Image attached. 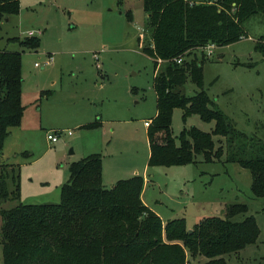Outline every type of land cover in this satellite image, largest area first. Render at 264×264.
Instances as JSON below:
<instances>
[{"label":"rangeland","instance_id":"obj_1","mask_svg":"<svg viewBox=\"0 0 264 264\" xmlns=\"http://www.w3.org/2000/svg\"><path fill=\"white\" fill-rule=\"evenodd\" d=\"M145 25L142 0H19V12L0 20V50L21 53L24 111L20 125L10 129L1 145L0 170L8 165L18 169L19 202L58 203L70 164L90 150L101 158L105 187L134 175L147 177L146 204L162 222L182 218L191 231L205 217H224L226 205L245 203L259 234L226 260L264 264V199L253 196L248 169L226 162L225 156L213 162L197 155L196 163L148 164L144 121L156 111V96L154 63L139 45L140 36L144 34V42L148 36ZM244 28V38L203 53L202 88L238 130L264 140V57L254 50L264 35V17L248 19ZM28 31L40 40L36 50L19 44ZM47 56L52 57L49 65L35 67ZM197 90L186 82L187 95ZM191 126L210 132L214 121L197 114L184 119L183 110L174 108L176 143ZM48 132L58 134V141L50 143ZM213 138L216 146L224 140ZM8 184L12 187L10 180Z\"/></svg>","mask_w":264,"mask_h":264},{"label":"trees","instance_id":"obj_2","mask_svg":"<svg viewBox=\"0 0 264 264\" xmlns=\"http://www.w3.org/2000/svg\"><path fill=\"white\" fill-rule=\"evenodd\" d=\"M142 6L148 36L144 42L142 34L139 45L154 63L156 96V114L147 128L148 164L196 163L197 155L213 162L225 156L226 162L249 170L253 196L264 199V140L238 130L202 88L203 48L244 38V23L264 17V0H142ZM18 12L19 0H0V20ZM19 44L36 50L40 40L27 36ZM254 50L264 57V35L257 38ZM188 80L198 88L192 95L185 93ZM22 82L21 53L0 50V148L10 129L20 125ZM174 108L183 110L184 119L197 114L205 122L214 121L212 130L184 128L176 143L171 129ZM214 135L224 138L218 146ZM4 167L0 170L3 264H187L188 254L203 256L199 264H228V253H237L259 234L245 203L226 205L224 217H205L191 232L182 218L163 223L141 200L143 177L134 175L105 187L97 154L70 164L60 201L53 204L19 202V171L12 165ZM7 201L18 202L2 207Z\"/></svg>","mask_w":264,"mask_h":264},{"label":"built area","instance_id":"obj_3","mask_svg":"<svg viewBox=\"0 0 264 264\" xmlns=\"http://www.w3.org/2000/svg\"><path fill=\"white\" fill-rule=\"evenodd\" d=\"M27 34H28V36H34V32H32V31H28ZM214 48L215 47H214L213 44H208V45H206L203 48V52L204 53L206 52L207 54H211L213 52ZM177 61H179V60H177ZM51 62H52V57L51 56H47L44 61H42L41 63L36 62L34 65H35V67H40V66L44 67V66L49 65ZM144 125L148 126L149 122L148 121L144 122ZM68 133H70V132H68ZM46 137H47V139L49 140L50 143H55L59 139V135L58 134L50 133V132L47 133Z\"/></svg>","mask_w":264,"mask_h":264},{"label":"crops","instance_id":"obj_4","mask_svg":"<svg viewBox=\"0 0 264 264\" xmlns=\"http://www.w3.org/2000/svg\"><path fill=\"white\" fill-rule=\"evenodd\" d=\"M188 1V0H187ZM205 1V0H204ZM188 2H190V3H198V2H191V1H188ZM155 114H156V111H155V113H154V115H153V117L155 116ZM153 117H151V118H149L148 120H146V121H150ZM146 121H144V122H146ZM145 127L147 128V126L145 125ZM47 135V134H46ZM90 154H93L92 152H90V150L89 151H85L84 153H83V155L81 156V158H84V157H86V156H88V155H90ZM80 158V159H81ZM80 159H78V160H80ZM134 173H137V171L135 170L134 171ZM144 177V176H143ZM102 178H103V171H102ZM144 186H143V190H142V192H141V199H142V201H143V203L146 205V206H148L149 208H150V206L148 205V204H146V202L144 201V188H145V183H148L149 181H147L148 179H147V177H144ZM114 185V182H110L109 183V186H107V187H111V186H113ZM150 209H152V208H150ZM153 210V209H152ZM163 223H165V221H163ZM188 227V226H187ZM189 228V227H188ZM187 264H199V262H201V261H203L204 260V257L203 256H200V255H197V256H195V257H192V256H190L189 254H188V256H187Z\"/></svg>","mask_w":264,"mask_h":264},{"label":"water","instance_id":"obj_5","mask_svg":"<svg viewBox=\"0 0 264 264\" xmlns=\"http://www.w3.org/2000/svg\"><path fill=\"white\" fill-rule=\"evenodd\" d=\"M188 231L191 232V229H189Z\"/></svg>","mask_w":264,"mask_h":264}]
</instances>
